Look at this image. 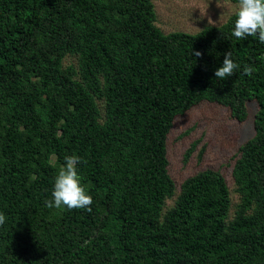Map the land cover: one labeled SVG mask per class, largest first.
<instances>
[{
    "label": "trees",
    "instance_id": "obj_1",
    "mask_svg": "<svg viewBox=\"0 0 264 264\" xmlns=\"http://www.w3.org/2000/svg\"><path fill=\"white\" fill-rule=\"evenodd\" d=\"M235 20L164 34L154 0H0V264H264V44L233 37ZM229 51L240 67L217 79ZM202 104L254 112L232 218L216 170L165 211L169 136ZM70 155L91 212L46 206Z\"/></svg>",
    "mask_w": 264,
    "mask_h": 264
},
{
    "label": "rangeland",
    "instance_id": "obj_2",
    "mask_svg": "<svg viewBox=\"0 0 264 264\" xmlns=\"http://www.w3.org/2000/svg\"><path fill=\"white\" fill-rule=\"evenodd\" d=\"M154 4L156 25L164 34H197L207 26H222L237 11L231 0H154ZM71 64L77 66L78 57L69 56L65 65ZM253 120L254 112L250 111L247 122L240 124L227 109L212 104H202L176 120L168 140L169 172L176 193L167 201L165 211L173 208L187 179L205 170H216L227 181L233 217L240 200L232 177L234 160L240 146L254 136Z\"/></svg>",
    "mask_w": 264,
    "mask_h": 264
},
{
    "label": "clouds",
    "instance_id": "obj_3",
    "mask_svg": "<svg viewBox=\"0 0 264 264\" xmlns=\"http://www.w3.org/2000/svg\"><path fill=\"white\" fill-rule=\"evenodd\" d=\"M234 30L231 35L239 40L248 37L258 38L259 43L264 44V0H238ZM196 57H202L201 52H195ZM264 59V57H261ZM240 66L233 62L232 52L224 54L222 66L215 70L217 79H226L234 74ZM255 68L245 65L243 74L252 76ZM65 164L60 167L55 178L52 198L46 200V206L50 209H61L66 207L69 210L86 209L91 212L93 198L81 184V177L78 175L77 165L86 163L77 155L65 156ZM7 217L0 213V226H3Z\"/></svg>",
    "mask_w": 264,
    "mask_h": 264
}]
</instances>
